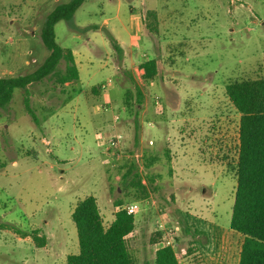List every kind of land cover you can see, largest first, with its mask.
Listing matches in <instances>:
<instances>
[{
	"label": "rangeland",
	"instance_id": "374dc122",
	"mask_svg": "<svg viewBox=\"0 0 264 264\" xmlns=\"http://www.w3.org/2000/svg\"><path fill=\"white\" fill-rule=\"evenodd\" d=\"M70 1L0 0V79L44 63L46 18ZM150 10L156 33L144 20ZM55 33L79 80L28 86L35 120L24 89L0 108V264H67L79 253L72 214L88 196L106 226L117 200L139 205L129 236L136 264H156L158 233L173 239L180 264H237L243 237L230 224L240 115L226 85L264 77V0H88ZM109 35L132 52L120 55ZM151 58L159 75L148 83L139 68ZM131 168L148 198H137L132 176L124 181ZM15 229L38 231L45 245Z\"/></svg>",
	"mask_w": 264,
	"mask_h": 264
},
{
	"label": "trees",
	"instance_id": "16d2710c",
	"mask_svg": "<svg viewBox=\"0 0 264 264\" xmlns=\"http://www.w3.org/2000/svg\"><path fill=\"white\" fill-rule=\"evenodd\" d=\"M87 1L71 0L68 4L57 6L47 16L42 28V41L50 52L49 56L33 73L0 79V108L10 103L16 89H24L25 109L35 120L28 86L50 76L55 77L62 86L79 80L74 54L57 43L55 27L62 20L71 23L75 13ZM144 20L149 21L148 28L151 32L158 31L156 11H147ZM108 38L113 49L122 55L123 50L117 40L110 35ZM62 61L66 65L64 72L58 69ZM140 69L143 70L144 82H153L159 75V65L155 59L142 63ZM94 92H97L96 89ZM226 95L240 114L235 164L237 186L230 224L231 230L243 237L238 264H264V77L230 82L226 85ZM136 96L137 103L143 104L144 95L137 85ZM153 160V157L149 159L147 168ZM123 177L124 181L131 177L130 186L141 193L137 198H148L147 187L134 168L129 169ZM114 205L115 220L106 226L95 197L88 196L77 203L72 219L77 228L79 253L69 255L67 264H136L129 246V236L136 228L135 216L122 210V201L117 200ZM3 227L13 229L9 225ZM15 231L22 238H33L41 247L45 245V239L39 237L38 231L31 235L20 230ZM195 234L201 233L195 231ZM162 241L165 239L158 233L152 243ZM155 263L180 264L175 249L170 246H163L156 251Z\"/></svg>",
	"mask_w": 264,
	"mask_h": 264
},
{
	"label": "built area",
	"instance_id": "2783aa9c",
	"mask_svg": "<svg viewBox=\"0 0 264 264\" xmlns=\"http://www.w3.org/2000/svg\"><path fill=\"white\" fill-rule=\"evenodd\" d=\"M111 80H109L107 83H105V84H102V88L103 89H106L107 87H108V85L109 84H111ZM106 110H108V109H106ZM116 140H114V141H112L111 143H110V146H109V148L108 149H110L111 147H113L115 144H116ZM139 205L137 204V203H132V204H129V205H125V206H122V210H124V211H126L127 212V214H129V215H133V216H135L138 212H139ZM170 232H173L172 230H170ZM172 238L171 237H169L168 239L165 237V241H164V243H163V246H170V247H172V248H174L173 247V244H172ZM180 263V262H179Z\"/></svg>",
	"mask_w": 264,
	"mask_h": 264
},
{
	"label": "crops",
	"instance_id": "0c3cea01",
	"mask_svg": "<svg viewBox=\"0 0 264 264\" xmlns=\"http://www.w3.org/2000/svg\"><path fill=\"white\" fill-rule=\"evenodd\" d=\"M138 16H137V14H135V13H133V15L131 16V20H132V22H133V24L135 25V21L134 20H136V18H137ZM117 40V39H116ZM117 42H118V44L120 45V47L122 48V50H123V53L126 55V54H128V52H132V50L131 49H128V50H126L124 47H123V44H122V42L121 41H119V40H117ZM152 59H154V58H151V59H149V60H152ZM156 60V59H155ZM76 61V60H75ZM147 61V60H146ZM145 61V62H146ZM144 63V62H143ZM76 65H77V62H76ZM158 65H159V62H158ZM77 68H78V66H77ZM140 69V68H139ZM79 70V69H78ZM140 71L142 72V74H143V70H141L140 69ZM73 84V82L72 83H68V84H66L65 86H71ZM240 115V114H239ZM240 121V120H239ZM238 132H239V130H238ZM238 143H239V133H238ZM238 146V145H237ZM239 259V258H238ZM238 264V263H237Z\"/></svg>",
	"mask_w": 264,
	"mask_h": 264
}]
</instances>
